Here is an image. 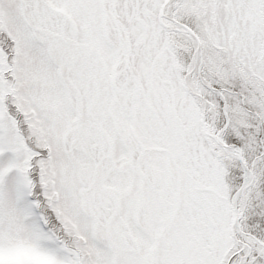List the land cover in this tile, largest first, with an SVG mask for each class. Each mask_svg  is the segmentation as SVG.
<instances>
[{
    "label": "snow or ice",
    "instance_id": "6c2138e0",
    "mask_svg": "<svg viewBox=\"0 0 264 264\" xmlns=\"http://www.w3.org/2000/svg\"><path fill=\"white\" fill-rule=\"evenodd\" d=\"M0 264H264V0H0Z\"/></svg>",
    "mask_w": 264,
    "mask_h": 264
}]
</instances>
